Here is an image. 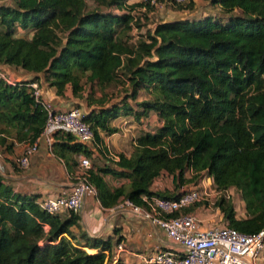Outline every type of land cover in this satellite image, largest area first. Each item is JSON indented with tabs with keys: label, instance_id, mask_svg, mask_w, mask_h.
<instances>
[{
	"label": "trees",
	"instance_id": "trees-1",
	"mask_svg": "<svg viewBox=\"0 0 264 264\" xmlns=\"http://www.w3.org/2000/svg\"><path fill=\"white\" fill-rule=\"evenodd\" d=\"M127 1L0 0V65L43 73L59 95L67 85L74 95L85 83L97 86L100 109L84 117L95 139L98 130L117 131L109 122L122 114L139 122L154 112L162 121L153 132L142 131L131 155L121 154L115 168H91L103 207L120 198L143 206L142 196L176 197L150 191L162 172L173 177L175 187L196 184L206 173L215 188L234 187L244 202L246 217L237 218L232 199L218 198L224 222L244 233L259 232L264 229V0H212L227 19L162 21L135 43L129 34L132 11L148 4ZM186 7L192 9L193 1ZM31 81L41 86L40 76ZM27 83L0 78V147L7 151L14 142H33L46 121ZM140 91L148 97L137 100ZM119 94L117 103L104 107ZM106 174L128 178V188L111 189ZM78 219L73 211L48 214L0 173V264H104L110 240L85 237L88 247L102 251L84 250L71 230Z\"/></svg>",
	"mask_w": 264,
	"mask_h": 264
},
{
	"label": "crops",
	"instance_id": "crops-1",
	"mask_svg": "<svg viewBox=\"0 0 264 264\" xmlns=\"http://www.w3.org/2000/svg\"><path fill=\"white\" fill-rule=\"evenodd\" d=\"M140 1L142 0H128L127 3ZM192 1V9L186 10V13L190 12L189 16L184 14V16H176L172 19H169V16L174 14V11L164 10L163 5L155 7L146 15L149 18L148 21L153 22L146 24L145 27L147 30L153 29L159 22L178 18L218 17L223 20L228 18L221 7L214 4L212 0ZM0 69L15 81H26L28 79L29 74L21 69L7 65L6 67L0 65ZM84 81L82 82L84 83ZM40 87L42 98L50 102L55 109L66 110L78 106L87 115L92 110L100 109L96 100L100 98L102 93L97 86H89L86 83L79 94L74 95L71 85H67L63 93L59 95L56 93L55 88L44 83L41 77ZM142 92H139L137 100L144 98L145 94ZM117 101H119L117 97H113L105 103L104 107H111ZM148 117L156 122V128L162 124V121L154 112H150L146 119ZM144 119L141 118L137 122L133 115L122 114L109 122V125L116 128L117 131L108 133L105 130H98V139L94 138V140L87 143L80 141L74 133L53 130L50 132L51 142H48L45 137L39 138L38 149L31 157L29 166L25 169H19L13 163V159L21 154L24 142H14L10 151L0 147V173L15 192L35 197L37 203L45 197L66 195L74 183L71 175L75 172L80 157H88L93 170L104 166L115 168L114 162L119 159L121 154L126 157L131 155L135 139L142 131L153 132L156 130V128L145 129ZM203 175L196 184L189 183L181 187H175L173 177L166 172H162L153 180L150 191L177 196L203 181H212L211 177H203ZM189 176L190 172H186L185 177ZM103 179L111 189L119 187L127 189L129 185V179L123 176L106 174ZM229 191L234 194L231 199L235 208V216L237 218L246 217L245 205L240 192L238 193L234 187L229 188ZM211 193L214 192L211 190ZM122 202L123 200L120 198L116 205L105 208L100 204L97 197L90 195L85 197L81 207L75 212L79 217L78 222L71 226V230L76 236V242L81 248L89 253L102 251L100 247H88L85 237L110 240V250L103 251L106 255L104 264H145L148 258L160 251H182L181 246L168 238L159 226L136 214L128 206L122 205ZM183 211L196 215L199 220L198 231H206L211 227L221 226L225 223L222 212L215 204L209 205L199 202ZM65 214L67 212L61 213L62 216H65ZM47 229L48 226H46ZM91 241L89 240L88 243ZM118 244H122L125 248L121 253L117 252ZM254 264H264V251L254 260Z\"/></svg>",
	"mask_w": 264,
	"mask_h": 264
},
{
	"label": "built area",
	"instance_id": "built-area-1",
	"mask_svg": "<svg viewBox=\"0 0 264 264\" xmlns=\"http://www.w3.org/2000/svg\"><path fill=\"white\" fill-rule=\"evenodd\" d=\"M142 1L148 5L132 11L130 33H132L133 43L140 37L142 28H138L136 23L139 19L142 20L143 14L148 15L159 4L158 0ZM170 1L182 5L188 2V0ZM0 78L15 85L16 81L2 70H0ZM28 82L27 86L32 96L46 113V121L40 135L33 142H24L21 154L13 159L17 168L25 169L29 166L31 157L38 149L39 138L45 137L48 142H51L50 132L53 130L74 133L80 141L85 143L94 140V131L84 120L86 113L83 110L78 106L66 110L55 109L50 102L42 98L39 84L35 81ZM91 168L89 158L80 157L76 170L71 175L74 183L70 191L63 196L45 197L38 201L39 207L51 215L68 211L77 212L87 195L97 197V188L90 181ZM212 188H215L212 181H203L174 198L142 196L145 202L143 206L123 200L122 205L128 206L136 214L159 226L168 238L181 246V252L160 251L148 258L145 264H254V260L264 251V229L257 233H244L224 223L206 231H198L199 220L196 215L183 211L199 202L214 205L218 198L229 199L234 195L229 189ZM124 249L122 244L117 245V252L121 253Z\"/></svg>",
	"mask_w": 264,
	"mask_h": 264
},
{
	"label": "rangeland",
	"instance_id": "rangeland-1",
	"mask_svg": "<svg viewBox=\"0 0 264 264\" xmlns=\"http://www.w3.org/2000/svg\"><path fill=\"white\" fill-rule=\"evenodd\" d=\"M158 6H160V5H163V7H164V10H167V9H170V10H172V11H174V14H170V16H169V19H172V18H175L176 16H184V14H187L186 16H189V14H190V12H187L186 13V10L188 9L187 7L186 8H184V9H182V5H179V4H176V3H173L172 1H170V0H158ZM103 10L104 11H106L107 9H104L103 8ZM235 12H237V10L235 11ZM239 12V11H238ZM148 17L145 15L144 16V14H143V16H142V20H140L139 19V24H140V26H143V28H142V30H141V33H142V31H144V33H145V31L147 30V28L145 27L146 26V24H150V23H152L151 21H148ZM154 22H156V21H154ZM144 33H142V34H144ZM129 34H132V33H129ZM122 36H124V34L122 35ZM28 74H31L30 72H27ZM39 75H40V77H42V78H44V76H43V73H38ZM84 77L81 79V82L82 81H84ZM44 81V80H43ZM85 82V81H84ZM45 83V82H44ZM86 84V83H85ZM88 84V83H87ZM117 90V89H116ZM122 89H120L118 92H120ZM109 91V90H108ZM143 94H144V92H142ZM142 94V95H143ZM121 95H124V93H122L121 92ZM142 95H141V97H142ZM147 95H145L144 97H146ZM148 97V96H147ZM117 99L119 100L120 99V94L118 95V97H117ZM152 118H147L146 119V117H145V122L143 123L144 124V126H145V129H155L156 128V122L155 121H152L151 120ZM204 175H203V177H207L208 176V174H206V173H203ZM237 192L239 193V191L237 190Z\"/></svg>",
	"mask_w": 264,
	"mask_h": 264
},
{
	"label": "water",
	"instance_id": "water-1",
	"mask_svg": "<svg viewBox=\"0 0 264 264\" xmlns=\"http://www.w3.org/2000/svg\"><path fill=\"white\" fill-rule=\"evenodd\" d=\"M178 19H180V18H178ZM175 20H177V19H175ZM2 66L6 67V65H2ZM37 76H40V75L37 74V73H31V74L28 75V79L26 81H31V79H34Z\"/></svg>",
	"mask_w": 264,
	"mask_h": 264
}]
</instances>
